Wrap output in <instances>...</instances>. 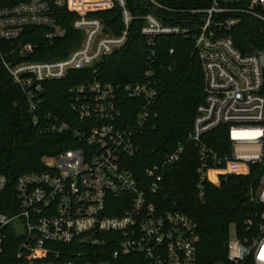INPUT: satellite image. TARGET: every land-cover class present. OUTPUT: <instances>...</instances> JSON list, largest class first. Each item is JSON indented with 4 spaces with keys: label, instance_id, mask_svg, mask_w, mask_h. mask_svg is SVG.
Instances as JSON below:
<instances>
[{
    "label": "built area",
    "instance_id": "1",
    "mask_svg": "<svg viewBox=\"0 0 264 264\" xmlns=\"http://www.w3.org/2000/svg\"><path fill=\"white\" fill-rule=\"evenodd\" d=\"M94 1L29 0L0 8V65L24 94L39 132L59 135L71 146L44 157L43 171L17 177L13 189L9 177L0 174V264H129L132 255L142 257L141 264H198V224L150 201L185 147L178 145L150 166L134 170V159L142 152L140 138L158 106L162 36L192 38L203 71L204 102L187 138L198 150L199 198L207 184L219 187L226 176H249L254 166L261 170L250 193L262 207L259 225L244 241L229 234L227 262L218 264H264V0H211L204 9L175 11L194 16L184 24H167L159 14L148 13L141 28L145 69L140 80L127 83L71 76L98 74L104 58L128 40L132 16L125 0L91 5ZM115 3L123 9L125 24L118 36L90 16ZM56 8L77 14L71 27L82 34L81 42L65 57L31 60L40 46L20 42L27 30H44L49 46L67 35ZM246 29L253 31L250 40L239 45ZM18 46L19 61L13 57ZM67 80L76 81L64 90L69 113H52L46 108L48 88ZM220 127L227 128L230 151H217L206 142ZM11 241L15 252L9 257Z\"/></svg>",
    "mask_w": 264,
    "mask_h": 264
},
{
    "label": "trees",
    "instance_id": "2",
    "mask_svg": "<svg viewBox=\"0 0 264 264\" xmlns=\"http://www.w3.org/2000/svg\"><path fill=\"white\" fill-rule=\"evenodd\" d=\"M26 1L29 0H0V8ZM155 1L169 10L156 8L148 0H125V7L132 16L126 45L104 58L97 66L98 74L84 71L71 76L77 75L76 81L94 77L114 83L140 80L146 60V46L141 35L142 18L153 12L159 14L167 24H184L183 21L191 20L194 16L175 11L204 9L211 4V0ZM102 3V0H95L91 5ZM55 14L59 23L67 30L66 37L49 46L43 39L44 30H27L20 42L40 46L30 56L31 60L65 57L80 44L82 34L71 27L77 14L65 8H56ZM90 16L100 18L106 31L113 35H121L125 30L123 9L118 3L111 9L92 12ZM252 32V29L242 31L237 43L247 44L250 40L247 36ZM171 49H174L173 54H170ZM157 50L158 106L155 117L140 138L142 152L134 159V170L141 171L164 158L178 145H183L185 152L181 160L165 172L160 190L150 197V201L164 211L186 214L198 224V264L227 262L231 226H235L238 237L244 241L252 237V229L259 225L262 207L252 201L250 193L259 184L261 170L259 166H254L249 176H226L219 187L207 184L204 186V198H199L196 174L198 150L187 138L198 108L204 102L203 71L195 54L192 38L162 36L158 39ZM75 82L67 80L51 84L46 96L47 110L55 114H68L69 97L64 90ZM63 139L59 135L42 134L33 125L24 94L0 65V174L6 175L12 181L10 189H13L17 177L23 173L43 171L44 157L56 156L71 148ZM206 142L217 151H230L225 127L210 133ZM8 245L6 252L12 257L15 252L14 243L11 241ZM128 259L129 264L145 263L141 260L142 257L135 255Z\"/></svg>",
    "mask_w": 264,
    "mask_h": 264
},
{
    "label": "water",
    "instance_id": "3",
    "mask_svg": "<svg viewBox=\"0 0 264 264\" xmlns=\"http://www.w3.org/2000/svg\"><path fill=\"white\" fill-rule=\"evenodd\" d=\"M20 48H21V47L18 46L17 49H16V51H15L14 54H13L14 59L17 60V61L20 60V56H19ZM155 152H156V151H154V153H155Z\"/></svg>",
    "mask_w": 264,
    "mask_h": 264
},
{
    "label": "rangeland",
    "instance_id": "4",
    "mask_svg": "<svg viewBox=\"0 0 264 264\" xmlns=\"http://www.w3.org/2000/svg\"><path fill=\"white\" fill-rule=\"evenodd\" d=\"M235 234H236L235 226H231V228H230V236H231V238H234Z\"/></svg>",
    "mask_w": 264,
    "mask_h": 264
}]
</instances>
